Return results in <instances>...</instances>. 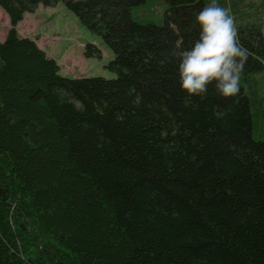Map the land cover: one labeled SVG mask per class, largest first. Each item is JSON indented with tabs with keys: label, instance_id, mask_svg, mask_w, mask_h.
I'll list each match as a JSON object with an SVG mask.
<instances>
[{
	"label": "trees",
	"instance_id": "obj_1",
	"mask_svg": "<svg viewBox=\"0 0 264 264\" xmlns=\"http://www.w3.org/2000/svg\"><path fill=\"white\" fill-rule=\"evenodd\" d=\"M146 1L0 0V264H264V0H217L249 51L229 98L189 97L162 55L195 42L211 0H164L162 22L141 24ZM60 2L113 53L115 78L64 77L18 35Z\"/></svg>",
	"mask_w": 264,
	"mask_h": 264
},
{
	"label": "rangeland",
	"instance_id": "obj_2",
	"mask_svg": "<svg viewBox=\"0 0 264 264\" xmlns=\"http://www.w3.org/2000/svg\"><path fill=\"white\" fill-rule=\"evenodd\" d=\"M166 6L164 0H147L146 3L132 8V17L141 24H160ZM7 28V15L0 9V41H3V34L6 35ZM17 31L21 38L34 40L49 58L55 60L64 77H103L106 79L116 77L115 73L106 68L114 58L113 53L99 37L92 35L61 2L53 7L38 6L34 13L25 15ZM262 32L264 35V23ZM87 44L96 45L100 49V59L84 57L83 52ZM255 79L257 81L255 96L259 116L257 120V116L255 118L257 125L253 136L256 140H264V70L256 75Z\"/></svg>",
	"mask_w": 264,
	"mask_h": 264
},
{
	"label": "clouds",
	"instance_id": "obj_3",
	"mask_svg": "<svg viewBox=\"0 0 264 264\" xmlns=\"http://www.w3.org/2000/svg\"><path fill=\"white\" fill-rule=\"evenodd\" d=\"M199 36L187 49L174 46L162 55L176 60L179 86L189 97H204L209 85L222 98L237 97L249 51L239 43L230 8L211 0L195 17Z\"/></svg>",
	"mask_w": 264,
	"mask_h": 264
},
{
	"label": "crops",
	"instance_id": "obj_4",
	"mask_svg": "<svg viewBox=\"0 0 264 264\" xmlns=\"http://www.w3.org/2000/svg\"><path fill=\"white\" fill-rule=\"evenodd\" d=\"M26 15V14H25ZM25 15H24V17H25ZM8 18V17H7ZM24 19V18H23ZM23 21V20H22ZM21 23V22H20ZM20 23L18 24V26H17V30L19 29V25H20ZM8 29H9V21H8V28H7V31H8ZM1 33V32H0ZM6 34H7V32H6ZM4 36V39H5V37H6V35L5 34H3ZM1 37H2V35H1ZM3 39V40H4ZM0 42H2V41H0Z\"/></svg>",
	"mask_w": 264,
	"mask_h": 264
}]
</instances>
